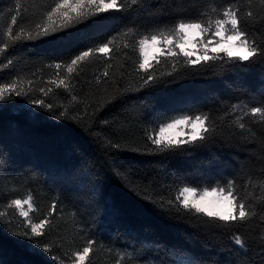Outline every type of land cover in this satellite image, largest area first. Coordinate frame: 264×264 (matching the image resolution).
I'll return each mask as SVG.
<instances>
[{"label": "trees", "instance_id": "trees-1", "mask_svg": "<svg viewBox=\"0 0 264 264\" xmlns=\"http://www.w3.org/2000/svg\"><path fill=\"white\" fill-rule=\"evenodd\" d=\"M53 3L0 0V84L16 82L27 93L0 101V264H73L74 253L89 240L95 243L84 264H176L177 253L194 264H261L264 121L243 114L264 106V57L191 70L178 64L177 72L171 58L161 56L149 69L157 79L145 86L141 77L146 74L137 70L136 40L179 19L206 22L231 5L239 9L249 38L264 49V0H143L55 36L8 38L9 26L14 34L23 29L25 36L28 31L34 35L35 23ZM13 15L16 25H11ZM127 29L133 32L125 36ZM109 39L108 56L96 53L72 74L62 68L58 77L48 67ZM58 78L65 79L67 89L49 83ZM49 88L45 96L41 89ZM37 99L52 109L33 103ZM201 113L216 128L201 147L180 155L149 154L147 136L161 120ZM240 116L243 130L235 123ZM229 180L255 213L230 227H210L186 214L162 211L145 198L174 199L185 183L203 187ZM29 196L32 221L45 216L52 221L45 236L32 239L23 235L30 234L25 218L9 207L12 200ZM234 234L245 241V249L238 250Z\"/></svg>", "mask_w": 264, "mask_h": 264}, {"label": "snow or ice", "instance_id": "snow-or-ice-1", "mask_svg": "<svg viewBox=\"0 0 264 264\" xmlns=\"http://www.w3.org/2000/svg\"><path fill=\"white\" fill-rule=\"evenodd\" d=\"M143 0H54L53 5L44 12L41 20L34 25L33 31H28L26 36L24 30L21 29L19 34L13 33V28H7V36L13 42L21 40L22 37L27 40L44 39L55 36L58 33L67 32L69 29L76 27L94 17L102 16L112 10L122 11L128 10L132 5L142 3ZM235 2V0H234ZM213 12L216 9L213 8ZM249 16L251 13L248 14ZM244 22L239 15V9L233 8L231 5L223 8L215 18H209L206 22L195 19L185 20L179 19L171 26L165 28L149 29L143 35L137 36L136 42L139 49V61L137 70H142L146 75L141 79L145 86H151L157 79L153 74H149L152 67V61L155 60L159 64L160 57L171 58L172 67L180 72V68L197 69L201 65L211 66L217 61L225 64L238 65V62H247L256 57H264V49H262L254 39H250L249 32L242 27ZM17 24V16L11 17V25ZM133 32V29L124 30L127 36ZM119 35V33L117 34ZM112 39L100 44L97 47H87L80 49L70 60L65 63L53 62L48 67L57 70L66 68L67 73L72 74L77 67L96 53H104L105 56L112 51L110 45ZM125 47H129L125 44ZM3 51V49H0ZM183 57V60L180 58ZM195 57V59H193ZM264 63V60L260 61ZM11 63V60H9ZM255 63V61H254ZM180 68H177V65ZM251 67V65H247ZM173 76L172 72L166 73ZM108 76V72L103 73ZM184 78L183 75L177 79ZM173 83L175 81H165ZM49 83L55 84L57 88L63 86L68 88L65 79L58 78L50 80ZM52 89L47 92L41 89L46 96ZM9 94L16 96L27 95L22 87L16 82L0 84V101L5 100ZM73 99H76L73 97ZM38 106L52 109L50 103H46L44 99L33 101ZM261 105H264V93L261 94ZM244 116L260 117L264 121V106H254L244 111ZM210 118L207 114H182L175 118H165L158 124V130L153 129L147 138L152 145L149 148V154L172 153L180 155L182 151L196 149L201 147L204 142L208 141L216 128L209 122ZM243 116L238 117L235 123L243 130L245 124L241 121ZM119 148V144L112 145ZM149 202L153 203L162 211H175L180 215H188L196 218V220L210 227L223 226L230 227L237 221L243 223L255 215L250 212L246 203L240 198L234 180H229L223 184L208 185L201 187L200 185H191L185 183L176 189L174 199H165L164 196L155 198L145 197ZM32 197L28 199H14L9 207L14 205L20 209L19 215L27 221V227H30V234L23 233L26 239L33 237H42L46 235V226L52 227V221L49 216L33 222L29 217V212L25 211L23 206L28 205L29 210H34L31 203ZM57 205H51L50 212L55 214ZM0 215H3L0 212ZM234 244L240 246L243 250L246 248L245 241L239 234L233 236ZM34 244L40 245L39 240H34ZM95 241L89 240L88 246L83 247L82 251L74 253L75 261L73 264H84L86 258L92 251V245ZM45 252H50L51 248L44 246ZM246 254V253H245ZM58 260L56 256L51 257ZM121 260L124 258L121 257ZM176 264H194L192 259L177 253L174 257ZM119 264V261H118ZM261 264H264V253H262Z\"/></svg>", "mask_w": 264, "mask_h": 264}, {"label": "rangeland", "instance_id": "rangeland-1", "mask_svg": "<svg viewBox=\"0 0 264 264\" xmlns=\"http://www.w3.org/2000/svg\"><path fill=\"white\" fill-rule=\"evenodd\" d=\"M24 199H28V197L27 198H24ZM31 203L33 205L32 199H31ZM23 208H24L25 211H28L29 212V217H30V214H31L32 210H29L28 205H24ZM18 211L20 212V209H18Z\"/></svg>", "mask_w": 264, "mask_h": 264}]
</instances>
